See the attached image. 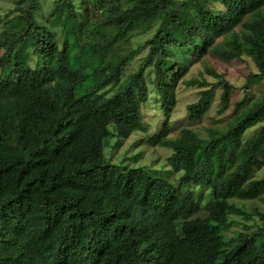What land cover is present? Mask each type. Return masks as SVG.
I'll use <instances>...</instances> for the list:
<instances>
[{
    "label": "trees",
    "instance_id": "1",
    "mask_svg": "<svg viewBox=\"0 0 264 264\" xmlns=\"http://www.w3.org/2000/svg\"><path fill=\"white\" fill-rule=\"evenodd\" d=\"M229 1L232 13L222 0H55L43 21L40 0L15 1L0 32V102L21 97L27 104L0 110V264H264V246L243 253L256 235H243L241 246L220 258L221 233L208 221L191 219L205 189L219 224L245 214L236 200H264V177H256L264 162V92L254 101L248 97L264 81V0ZM171 4L189 11L187 22ZM187 28L197 35L189 38L193 45L170 43L171 37L185 40ZM136 40L141 46L129 50ZM143 51L146 61L108 96ZM209 54L226 63L249 58L255 65L234 115L223 126L207 128L206 137L183 129L176 138L169 136L166 117L146 142L170 150L169 165L184 173L186 187H199L198 194L179 193L144 168L123 170L105 159L108 124L120 138L142 130L148 78L159 94L180 83L205 87L186 75ZM208 72L222 88L218 113L225 114L234 87L224 75ZM215 97L213 87L202 91L188 106V119L200 121ZM34 124L58 127L64 147L81 140L84 156L65 169L49 168L41 146L25 137ZM253 127L256 134L236 153L228 150L231 137ZM34 169L45 171L28 179ZM214 178L218 185L210 189ZM58 179L75 187L90 184L88 202L53 194ZM159 219L183 220L182 238L161 229Z\"/></svg>",
    "mask_w": 264,
    "mask_h": 264
},
{
    "label": "rangeland",
    "instance_id": "2",
    "mask_svg": "<svg viewBox=\"0 0 264 264\" xmlns=\"http://www.w3.org/2000/svg\"><path fill=\"white\" fill-rule=\"evenodd\" d=\"M16 0H0V32L2 30V21L5 17L11 15L14 10ZM177 2L183 0H176ZM207 2V0H202ZM227 7L229 13H232V7L229 0H222ZM55 0H40L41 13L38 19L43 21L54 8ZM212 5L211 3H209ZM175 13L180 16L185 22L188 21L190 13L187 9L182 8L178 4H171ZM183 37L185 40H180L175 37L169 38L171 44H181L186 47L193 45L194 42H188L189 38L194 37L193 29L187 28ZM197 36V35H196ZM149 35H144L142 41L145 42ZM194 39V38H193ZM73 46V45H71ZM141 44L136 40L134 44L129 45L130 49H136ZM1 55V52H0ZM147 59V52L143 51L140 55L128 64L125 68L123 81L120 86L107 90L108 96L120 91L128 81V76L138 70V68ZM208 70L216 71L218 74L224 75L225 79L234 87L232 92L231 108L220 115L218 113L220 107V96L222 88L218 85V79L211 75ZM252 73H256L254 63L245 58L242 61H234L226 63L221 59L209 54L207 57L200 59L193 64L186 75L188 80H198L206 82L205 87L192 86L188 87L183 84L175 86L174 89L166 90L163 94L156 92L151 86L153 78H148L149 83V98L146 104L143 105L142 123L143 128L140 131H130L123 137L117 136L115 127L108 124L109 135L104 140L103 156L110 162L119 165L123 170L132 168H144L151 172L154 176L164 178L175 184L179 193H183L189 189L196 194L199 192V187H186L183 183L184 173L175 172L168 163L172 152L162 147H151L146 142L147 139L159 133L166 117L171 123L170 138H176L180 135L183 129H192L201 137H206V129L209 127L223 126V122L232 117L236 110V104L245 96L244 87L248 77ZM214 88L216 97L212 103L209 112L200 120L191 122L188 119V106L196 103L200 99V93L206 89ZM264 92V81L258 85H254L248 93L249 100L254 101ZM27 104L25 98L13 97L5 102H0V110L7 108L22 106ZM219 121V123H215ZM258 127H253L245 132L242 137H231L229 139V148L232 153H236L242 144L257 132ZM25 137L29 143H36L41 146L43 155L50 160L49 168L65 169L73 160H79L84 156L85 147L81 140H77L71 145L64 147L60 143L61 130L56 126H43L40 124L30 125L27 128ZM212 155L213 152L210 151ZM205 156H197L190 165V169L197 168L204 160ZM45 169L32 170L27 178L35 174H42ZM257 178L264 177V162L261 168L256 173ZM48 184V178H45V185ZM218 185V180L214 178L213 183L209 186L210 189ZM90 184H84L79 187L71 186L61 180H56L53 194L60 197H75L83 204L87 203L92 195ZM210 191L205 189L201 196V207L191 219L208 221L218 230L223 239L221 257L227 255L239 248L242 244L241 237L243 235H256V239L246 248L243 253L251 254L254 251L260 250L264 246V200L258 201H240L236 200V204L245 210L244 215H230L225 223H217L212 217L211 209L207 204L206 196ZM160 228L174 238H182L183 220H178L175 223H168L163 219H159Z\"/></svg>",
    "mask_w": 264,
    "mask_h": 264
}]
</instances>
